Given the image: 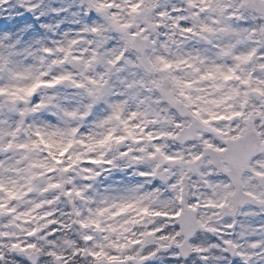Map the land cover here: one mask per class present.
I'll use <instances>...</instances> for the list:
<instances>
[{"label": "snow or ice", "instance_id": "snow-or-ice-1", "mask_svg": "<svg viewBox=\"0 0 264 264\" xmlns=\"http://www.w3.org/2000/svg\"><path fill=\"white\" fill-rule=\"evenodd\" d=\"M0 264H264V0H0Z\"/></svg>", "mask_w": 264, "mask_h": 264}]
</instances>
